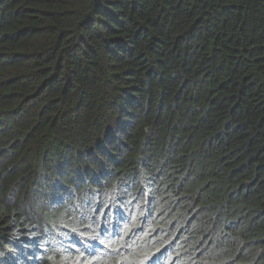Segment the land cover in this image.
Wrapping results in <instances>:
<instances>
[{"label": "trees", "instance_id": "1", "mask_svg": "<svg viewBox=\"0 0 264 264\" xmlns=\"http://www.w3.org/2000/svg\"><path fill=\"white\" fill-rule=\"evenodd\" d=\"M0 264H264V0H0Z\"/></svg>", "mask_w": 264, "mask_h": 264}]
</instances>
